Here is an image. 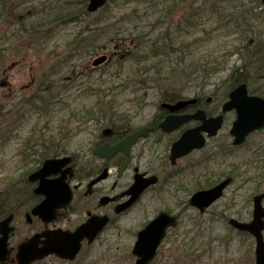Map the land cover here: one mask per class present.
<instances>
[{
    "label": "rangeland",
    "instance_id": "rangeland-1",
    "mask_svg": "<svg viewBox=\"0 0 264 264\" xmlns=\"http://www.w3.org/2000/svg\"><path fill=\"white\" fill-rule=\"evenodd\" d=\"M57 1L58 0H39V2H28L24 8L32 9L34 14H50L55 11L56 7L62 2H66V0H60V4L58 5L56 4ZM81 1L69 0L70 8L74 7L76 3H81ZM144 1L145 2H143V0L136 2L134 0H110L106 9L93 14V16L90 15L86 17H81L80 15L84 13H81V9H77V14L81 17L76 19L77 21L55 24L51 34L40 39L39 43L36 42L35 47L28 43L24 44L22 49H27L25 51L28 53H20V56L18 55L12 59V61H14L19 60L22 57L24 63L12 70L9 74V79L7 80L8 84H10L9 88L0 87L1 105L6 108L8 114L11 113L12 116H14L13 112L21 109V105H18L17 101L18 97L22 94L18 92L21 86L27 85L30 79L34 77L36 78L37 84V82L41 80L39 78L40 70L44 67V72H46L48 76H52V79L56 82L64 80L69 81V84H67V87L65 88L66 94L64 95V102L70 105L68 112L72 110V113L77 114L76 119L70 122L73 130H75L79 124L83 125L81 117L78 114L81 113L82 115L86 108L89 109L93 107L98 101L102 102L104 107H107L108 100H111L113 104H116L113 106H118L114 110L120 113H129L127 115L132 118L135 124L141 123V121L147 122V120H150L152 114L154 115L160 111L158 108L160 102L158 93L161 92L162 89L163 91H166L171 88H179L177 82H174L176 84L173 85L168 83L165 84L162 81H160L158 85L150 84V86L154 87H150L146 90L147 92L145 94L147 97L141 95L139 92L141 90L138 91L139 93H137V91L136 93H133V89L134 91L137 90V88H134L133 82L138 78L134 76V78H130L128 85L123 83L124 87L121 86L122 81H127L126 77L133 67L127 63L123 67L124 69L121 68L118 61V57L120 56L118 55L113 57L110 63L90 72V64L93 58H95V55H102L105 53L109 55L112 54L113 49L111 43L115 39V33L119 31V27H122L116 24L115 26L118 27L112 28L111 26L115 23L125 22L129 18L131 21L136 20V23L132 24L134 28L128 25L126 26V28L132 30L128 31L121 38L126 42L122 41L124 43V52L118 51L116 53L120 55L127 53L126 49L132 47L129 45V40L131 38L133 39L137 35H141V37H146L145 40L150 38L156 39L158 31L165 29L163 26L154 25L153 15H164L166 7L165 3L164 9L160 11L159 8L154 7L157 2L154 3L152 0ZM158 1L164 2V0ZM206 1L208 0H198L196 3L197 7L195 6L194 9L203 6ZM247 1L250 2L251 0H234L231 4L237 5L238 3ZM2 3L3 0H0V4ZM188 7L189 6L186 8ZM132 12L137 14L136 18L131 17ZM260 12L264 17V12ZM185 13L188 12L176 13L174 15V20L181 21L186 15ZM35 19H38L37 15H35ZM262 19L260 28L264 32V18ZM205 22H207V24ZM197 24L199 27L192 32L193 34L185 36L184 38L186 40L182 38L178 42L180 45L181 43L185 44V41L189 42L191 40L199 39L202 37L201 31H207L212 34L211 37H206L209 39L207 42L208 44H204L199 51L194 53V59H205L207 56L211 59H215L223 56L227 51L234 52L237 51V48H240V52H244V56H250L248 59L251 58L245 61V66H248L245 72H249L256 65L264 66V33L259 32L256 23L254 28L257 31L256 34H258V41L260 43H255L257 46H250V48L243 50L242 46H244L246 42L244 41L242 43L240 42L241 40L239 37L236 38L235 34L230 35L231 32L217 28V23L215 21L205 20L204 16H202L201 20L197 21ZM213 29L216 30L213 31ZM256 51L262 56L255 58ZM241 58L237 57L235 54L231 55L226 62L224 70L215 74L209 81V86H211V88L215 87L214 93L209 95L212 97V100L210 103L206 104L204 99L201 103V108L209 113L215 111L217 107H214V102L221 101V94H223L228 86L227 76L228 73L232 71L231 68L236 65L243 69L244 63L243 58ZM66 60L68 61L67 63H65ZM10 63L11 61L0 65V80L3 79L1 70ZM38 66H40L41 69L36 71ZM31 67H34V71L32 77L29 78L31 74H29L28 68ZM85 86H92L94 89L96 88L95 90L100 94L96 96L85 94L83 92ZM145 86H147L146 83ZM100 90L105 91V94H102ZM193 90L194 88L191 91ZM194 94L195 92L187 94L186 97L192 99ZM102 95L105 98H103ZM206 105L208 107H206ZM97 109L92 111L93 114L99 116L102 115L97 112ZM68 112L64 113L65 118L67 117L66 114ZM102 112L107 114V116L109 115V113L104 112V110ZM61 117L62 116H59V119H61ZM28 118V122L22 118L20 119L19 122L25 121V124L22 125L17 124L13 117L9 118L8 121L6 119L0 124V129L5 133L6 138L0 142V192L4 191L6 186L15 181L21 157L18 154L22 150L20 143L23 138H25L24 136L29 127H31L29 124L33 123V118H30L29 116ZM229 118H226V122H224L222 127L223 129L216 139L209 141L206 147L200 152L187 157L185 160L179 161L177 169H180V175L175 177L170 176L171 178L162 181L161 183L164 185L162 193L160 192V194L157 195V193L154 192L156 190L148 193L146 198L141 201L140 204H136L134 209L123 217V220L118 222L115 226L105 230L92 246L84 244L80 255L76 258L75 263L72 264H133L134 261L130 256V253L136 240L135 233L139 229H142L141 224L145 220H149L155 216L158 211L166 209L167 206L170 207L174 213H177L179 210H175V204L179 200V203L183 205V202L188 200L190 196L187 190L188 187L193 185L194 182L203 185L204 181L209 180L210 184L214 183L220 178L221 174L222 176L225 175L230 167V171L238 170V173L240 172V178H237L235 182L229 186L224 192V196L218 202L214 203L201 219V221L207 222L213 217L215 223L212 236L224 237L225 241L222 240L219 245L217 243L211 257H209V254H197L190 260L184 261L181 264H253V241L250 239L247 240L235 233H232V236L230 235L227 237L224 233L225 226L223 225V218L225 216L227 218L242 217L241 221L250 220V200L251 196L257 193V191L256 182L252 180L248 182L247 180L255 178V172L253 171L250 174H246L243 167L242 169L240 167L244 166L250 158L254 160V164L257 162V159L251 157L254 152L252 142L256 143L263 137H249V140H247L244 145V150H240L236 157L223 155L222 157H217L213 162L207 161L202 163L201 161L204 159L203 157L206 156V153L211 151L216 152V146L218 144H227L230 142L227 135L230 129L229 127L235 117H233L232 114H229ZM83 120H85V118H83ZM56 123H58L57 120ZM191 125L194 126L197 125V123L194 122ZM52 127L55 128L54 125H52ZM82 127V133H76L70 143V151L72 152H74L79 146H88L90 140H92V136L101 129V127L97 126L95 121L92 122L91 120ZM260 146L261 150L264 152V142H262ZM247 150H249V153ZM261 158L264 159V157ZM195 162H197L196 167H189L187 165L188 163ZM254 166L259 167L260 164H255ZM126 177L123 181L127 180ZM262 189H264V186ZM82 215L83 214L77 208L76 201L70 206L68 212L61 215L56 226L66 227L70 224L71 222L66 219L67 216H70L71 221L74 224L79 221ZM184 216L185 217L179 225L178 232H169L170 235L167 236V240L161 246V250L151 264H175L174 258L179 257L181 251L187 252L189 245L184 248L183 245L188 244L189 239L192 238L193 233L196 231L193 230L194 226H192V221H190V219L197 215L193 210H187L184 213ZM220 216H222V222H220ZM13 226L15 229L12 233L13 235L9 239V245L15 249L17 243L24 237L28 236L34 229L29 224L24 223L23 214H21L20 217H16V220L13 221ZM38 226H41L40 222L36 225V229ZM188 231L192 232L189 233L188 237L185 236L182 238V233L186 234ZM176 239H178L177 242L172 243ZM101 258H103L102 261L100 260ZM32 264H65V262L51 255L50 257Z\"/></svg>",
    "mask_w": 264,
    "mask_h": 264
},
{
    "label": "trees",
    "instance_id": "trees-1",
    "mask_svg": "<svg viewBox=\"0 0 264 264\" xmlns=\"http://www.w3.org/2000/svg\"><path fill=\"white\" fill-rule=\"evenodd\" d=\"M29 1L31 2V0H3V3L0 4V10L2 9L0 19L4 20L5 23L4 29L0 30V34L3 31H6V37L10 34L8 40L16 42V40L22 39L25 36H30L29 40L30 38H36L39 35L40 28L72 19V17L77 15V9H81V13H84L85 16H87L84 1L76 3L74 7L70 8L69 0L61 4L60 0H58L56 4L60 5L50 14H44L43 17L37 20H33L32 16L34 15L35 17V15H37V17H39V13L25 16L24 19H17L19 16L18 11L22 14L25 9L24 6H26ZM197 1L198 0H164V2L157 1V4L154 5L155 8H159V10L162 11L165 3L166 7L164 15L153 14L155 17L154 25L163 26L165 29L158 31L156 39L145 40L146 37L137 35L133 38L134 47L130 54H128L129 56L127 55L128 58H126V61H130L134 68L133 76H136L139 79L137 80V84H139L138 86H140V88H143L145 83H149V85H158L159 82L162 81L165 84L168 83L173 85L176 84L174 82H177L179 84L178 87H180L179 90L171 96H164V99L169 101L172 99H180L184 92L190 94L193 88L197 95L203 96L204 88L214 77L215 73L224 69L228 57L234 53L242 55L240 48H237V51L234 52L227 51L221 58L212 60L207 57L206 59L195 60L192 58L193 49L196 47H202L204 44L203 39L194 40L187 44H178L180 39L193 34L192 32L199 27L197 21H200L202 16H204L205 20L215 21L217 23V28L225 30L229 29L231 32L230 34H235L236 38H242L245 26H241L243 32L239 31V20L237 16H232L231 14L233 9H236V6H232L230 9L228 8V5L234 0H208L203 6L194 9ZM227 3L228 5L226 7L222 6ZM187 6L189 7L186 8ZM180 11L188 13H185L186 15L181 21H175L174 15ZM131 17L136 18L137 14L132 12ZM240 20H242L241 23L247 22L244 15L240 17ZM135 23L136 20L131 21L129 18L125 22H117L114 25L111 24L113 25L111 26L112 28L118 27L115 26L116 24L122 26L119 27V31H117L114 36L116 38L122 37L128 31L132 30L126 28V26L128 25L134 28L132 24ZM205 23L207 24V22ZM215 30L216 29H213V31ZM204 32L207 37L208 32ZM4 53V49L1 47L0 43V62L3 60ZM9 55H13V52ZM123 67L124 65H121V68ZM240 69L241 68L235 67L229 73L227 79L228 85L231 86L230 88L235 87L238 83L245 82V76H243L242 72H239ZM46 97V92H36L35 95H32L25 101L27 108L22 110V113L20 114V116L24 115V117L27 115L36 116L29 138H27V140L25 139L23 142V148L26 147L27 149L20 157V166L26 171L35 168L46 160V158L55 155L56 152H58V148L60 147L59 143H54L60 136L66 134V132L70 130V120L73 119L72 115L68 116L65 121L64 119H61L59 123L60 126L55 129L53 128L52 131H50L48 126H52L54 117H57L61 112L54 109L58 108L63 112L67 107L61 105L59 102L53 103V101H48ZM100 104L101 102H98L97 106ZM1 116L5 117V114H1L0 117ZM117 118L118 116L112 114H109L108 116V119L112 120H116ZM36 124H43L44 126L38 128ZM50 132L51 134L46 136V134ZM16 198V193H12L11 196H6L4 198L3 203L0 204V217L5 214L6 210L11 208L8 200L12 203ZM201 243L202 246L203 242ZM194 252L195 249L193 250L191 245L189 250L183 254L184 259L189 258Z\"/></svg>",
    "mask_w": 264,
    "mask_h": 264
},
{
    "label": "water",
    "instance_id": "water-1",
    "mask_svg": "<svg viewBox=\"0 0 264 264\" xmlns=\"http://www.w3.org/2000/svg\"><path fill=\"white\" fill-rule=\"evenodd\" d=\"M106 0H89L88 11L93 12L102 7ZM264 5V0L262 1ZM106 61L105 56H99L95 58L92 63L93 66L99 65ZM229 100L222 106V112L225 113L229 110H235L236 120L232 123L230 129V135L234 138L233 144L238 145L244 143L248 134L254 130L264 127V100L260 98L248 97L245 85H239L235 90L229 93ZM196 100L183 101V103H177L172 107L169 105H162L172 111H178L183 109L186 105H193ZM200 121V125L194 127V129L184 132L181 138L174 143L171 148L172 161L176 157L185 156L195 149H200L205 145V137L211 138L216 136L217 132L221 129L223 117L221 115L214 118H206L203 111L198 110L192 115H186L183 117H167L160 124V128L165 131H171L186 121L190 120ZM135 136L132 137L133 140ZM125 144L113 147L108 151L110 154L116 149L124 147ZM100 148L97 154L103 149ZM68 158L65 159H50L43 163L41 169L35 174L29 176V180L36 181L40 179V185L36 188V193L44 196V201L34 208L31 212L33 215H40L45 222L52 221L55 218V209L64 206L70 200V189H67L64 183V175H61L57 180H46V176L55 175L60 169L67 164ZM68 168L65 172H69ZM47 181V182H46ZM230 183V178L226 179L219 185L208 189L207 191H198L189 200V204L199 208L200 211H204L208 208L210 203L218 199L223 193V189ZM146 186L147 183H143L139 180L133 185L128 194H131L132 200L134 195H138ZM261 196L253 197V219L250 223H239L233 219L229 221V225H233L236 229L247 231L255 236V264H264V242L262 234L260 232L264 228V210L261 207ZM64 201V202H63ZM176 217L170 216L167 213H160L156 216V219L151 221L145 226V229L138 232L137 241L133 247L132 255L136 257L135 264H149L155 257L157 247L164 239L166 231L169 227L176 225ZM12 220V215L5 218L0 222V260L3 261L7 258V239L9 232L12 228L9 226ZM29 220V219H28ZM107 219L91 218L87 224L82 225L75 232L64 231H49L43 232L38 236H34L28 241L21 243L18 247L16 260L19 264H29L31 261L39 260L50 253L56 254L58 257H63L72 260L80 249V241L83 238H88V241L99 233L102 227L106 224ZM41 237L44 240L39 241ZM42 245L39 247V245Z\"/></svg>",
    "mask_w": 264,
    "mask_h": 264
},
{
    "label": "flooded vegetation",
    "instance_id": "flooded-vegetation-1",
    "mask_svg": "<svg viewBox=\"0 0 264 264\" xmlns=\"http://www.w3.org/2000/svg\"><path fill=\"white\" fill-rule=\"evenodd\" d=\"M246 84H247V94L254 97H261L264 99V82L262 81H253V78L246 73ZM184 112H188V110H185ZM167 113L163 111L162 113L154 114L157 115L154 117L152 122L148 124L146 127L151 129L150 134L147 135V138L145 140H141L135 148H132L131 151V163H130V169L133 165V162L135 160L136 167L133 166L132 169L135 167L137 168L141 173H145L147 175H153L154 172L157 173V175L160 177L164 175V170L166 169V165L163 166V161L165 158H168L167 156H163V152L161 150V146L163 145V141L166 143L173 142L176 138V135L178 132H173V134H165L162 133L158 129V124L162 121L164 116ZM154 121H157L155 124ZM126 133H129L127 130L120 131V133L116 132L113 133V135L110 137L114 140L120 141L122 139V136H124ZM251 137L259 138L264 137V129L259 130L258 132H254L251 134ZM264 139V138H263ZM114 143V142H109ZM260 142L253 143L252 142V148L254 149L253 157L254 159H257L260 153L262 152ZM134 149L140 150L138 157L136 156V153H134ZM84 151H81V153L76 156L75 158H72V167H73V179L70 180L71 188H73L74 197L73 202L79 198L81 207L80 211H85V214H98V215H110L115 210V205L119 202H122L125 197L122 196V194L125 192L126 189L130 187V184L128 182H124L122 180L115 181L113 178L110 182H107L109 178L112 175V169L115 167V163L124 161V157L122 154H117L110 158V160H101L100 166L98 164V159L94 155H86L83 154ZM122 159V160H121ZM148 159V160H147ZM145 164V168L143 171H141V163ZM134 168V169H135ZM107 171L106 178L103 180H100V182L93 183L97 178L100 171L103 170ZM133 169V170H134ZM159 169V170H154ZM76 176V177H75ZM122 179V178H121ZM264 183V180H263ZM102 197H108L111 199V203H108L107 205L100 206L101 204V198ZM87 205V206H86ZM70 208V207H69ZM69 209L67 208L66 211H60L59 215L67 212ZM53 227H55L53 225ZM44 228V227H43ZM39 231V230H38ZM36 231V232H38Z\"/></svg>",
    "mask_w": 264,
    "mask_h": 264
},
{
    "label": "bare ground",
    "instance_id": "bare-ground-1",
    "mask_svg": "<svg viewBox=\"0 0 264 264\" xmlns=\"http://www.w3.org/2000/svg\"><path fill=\"white\" fill-rule=\"evenodd\" d=\"M177 88V87H176ZM144 90L142 91V94L147 97V95L145 94L147 91L148 88H143ZM162 92V91H161ZM161 92L158 93V95L160 96Z\"/></svg>",
    "mask_w": 264,
    "mask_h": 264
}]
</instances>
